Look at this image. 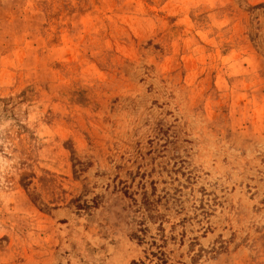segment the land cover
<instances>
[{"label": "rangeland", "instance_id": "rangeland-1", "mask_svg": "<svg viewBox=\"0 0 264 264\" xmlns=\"http://www.w3.org/2000/svg\"><path fill=\"white\" fill-rule=\"evenodd\" d=\"M264 264V0H0V264Z\"/></svg>", "mask_w": 264, "mask_h": 264}, {"label": "trees", "instance_id": "trees-1", "mask_svg": "<svg viewBox=\"0 0 264 264\" xmlns=\"http://www.w3.org/2000/svg\"><path fill=\"white\" fill-rule=\"evenodd\" d=\"M131 264H146V263L143 261H133Z\"/></svg>", "mask_w": 264, "mask_h": 264}]
</instances>
